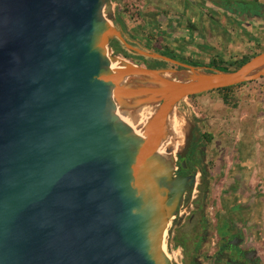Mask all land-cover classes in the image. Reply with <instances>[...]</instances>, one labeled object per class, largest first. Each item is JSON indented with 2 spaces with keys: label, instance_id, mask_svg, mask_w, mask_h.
I'll return each mask as SVG.
<instances>
[{
  "label": "water",
  "instance_id": "95a60500",
  "mask_svg": "<svg viewBox=\"0 0 264 264\" xmlns=\"http://www.w3.org/2000/svg\"><path fill=\"white\" fill-rule=\"evenodd\" d=\"M116 20L113 0H0V264H174L173 219L199 174H176L195 124L159 152L175 112L264 77V50L235 70L195 66L134 46ZM116 37L180 67L133 63Z\"/></svg>",
  "mask_w": 264,
  "mask_h": 264
},
{
  "label": "rangeland",
  "instance_id": "374dc122",
  "mask_svg": "<svg viewBox=\"0 0 264 264\" xmlns=\"http://www.w3.org/2000/svg\"><path fill=\"white\" fill-rule=\"evenodd\" d=\"M118 1L115 7L116 16L117 7L121 8V12H124L123 19L126 20L128 25L126 29L128 40L136 43L140 48L149 44L154 48L162 50L170 48L176 52V55L180 59L182 58L181 56H184L188 59L193 58L203 61L204 67L207 68H210L208 64H210L212 57L216 53H222L227 56L226 60L235 62L241 60L244 52L247 55L264 50V17L260 19L253 18L251 22L255 23V25L252 28L246 26L245 21L247 19L239 14V10L235 11L236 15L234 16L231 11L223 10L216 4L214 10L211 6H203L201 1L196 2L197 8H186L185 0H174L172 5L167 4L165 0H155V2L153 0ZM261 2L263 3L264 11V0H261ZM204 3L206 4V2ZM150 12L153 14L152 18H149ZM154 12H158L163 17V21L167 18V23H163L162 21L154 23L153 20L156 17ZM212 12L215 14V26H211L209 31L205 29L207 32H205L203 37L186 41L180 39L179 35V39L172 38L169 33L160 42L162 32H168V30L169 32L170 30L173 32L179 30L180 32L183 29L182 24L186 22L185 17L187 15H204L208 18ZM216 18L222 21L223 24H219ZM232 23H235V25ZM114 24L123 30L121 24L117 23V20ZM198 27H201V25H198ZM205 27L207 26L204 25L203 29ZM212 32L214 33L212 34ZM169 54L174 55L173 52ZM119 55L127 60H131L133 63L146 65L145 61L137 57H126L122 53ZM179 61L188 64L191 62L186 60ZM262 80L264 81V78ZM239 92L240 89L235 93L236 96H234L233 104L231 105L221 103L220 95L215 92L204 93L197 97H189L181 102L179 109L175 112V119L177 118L182 122L184 131L193 123L195 124L197 136L202 137L204 132L213 135L215 139L213 145L215 146L216 167L221 166L224 172H226L231 164L232 166L237 163L239 165L243 164L246 166L245 170L247 173L249 172L250 176L253 175L254 169H257V173L255 174L259 178L257 180H223L225 174L216 171L218 176L213 180V184H210L208 194L211 209H217V203L222 196L223 188L228 189L229 187L232 189L233 186L237 191L235 195L236 205L245 207L247 206L246 204H249L250 200H257V203L260 205L264 204V171L262 172L259 168L262 162L261 159L263 160L264 158V113L262 112L263 106H260L262 108H257L261 104L264 94H259V96L257 94L254 95L248 89L241 93ZM235 102L238 104L237 106ZM257 129H261L263 132L260 133ZM204 141L206 140L203 139ZM209 154L211 155V153ZM251 158L254 161L253 166H255L252 172H250V169L253 166L248 167L250 163L248 161ZM205 163L208 164L207 159ZM211 188H213L212 191ZM166 248L174 264H182V257L176 253L170 238L167 241Z\"/></svg>",
  "mask_w": 264,
  "mask_h": 264
},
{
  "label": "flooded vegetation",
  "instance_id": "af4514ba",
  "mask_svg": "<svg viewBox=\"0 0 264 264\" xmlns=\"http://www.w3.org/2000/svg\"><path fill=\"white\" fill-rule=\"evenodd\" d=\"M234 2L219 0L223 10L232 13L239 10L240 15H243V10L251 12L246 7L234 6ZM260 11L263 12V7ZM258 13L255 15H260ZM205 146L196 151L191 147L187 156L188 167L176 172L184 176L199 173L197 180L187 186L184 203L173 219V229L178 230V240L183 248L182 264H264L256 225H248L249 219L245 218L250 208L235 209V191L223 188L217 203L219 208L211 209L210 189L205 191L207 180H202V170L205 167L208 170ZM210 181L213 184V180ZM195 190H198L196 195Z\"/></svg>",
  "mask_w": 264,
  "mask_h": 264
},
{
  "label": "crops",
  "instance_id": "0c3cea01",
  "mask_svg": "<svg viewBox=\"0 0 264 264\" xmlns=\"http://www.w3.org/2000/svg\"><path fill=\"white\" fill-rule=\"evenodd\" d=\"M197 1H201L203 3V6L207 5L209 7L210 6L213 7L212 9H214V10H215V4L220 7L219 4L215 3V0H185L186 8H191V7L197 8V3H196ZM259 1L261 2V0H259ZM113 2H114V5L116 7V5H117V3L119 1L118 0H113ZM153 2H155V0H153ZM165 2L167 4H169V5H172L174 0H165ZM204 2H206V4ZM234 6H236L235 2H234ZM203 8L206 9L205 7H203ZM245 12H247V13H245ZM258 12H256V13H258L260 15L256 16L255 13H253V12H248V11H244L243 10V15H244L243 17H245L247 19L245 21L246 22L245 23L246 26L253 28L255 23L251 22V20L253 18L260 19V18L264 17V11L261 12L260 10H258ZM154 13H155V16H156L154 18V20H153L154 23H156L158 21H160V22L162 21L163 23L164 22L167 23V21H166L167 18L166 17H164L166 19L163 21V17L161 15H159L158 12H154ZM149 15H150L149 18L150 17L152 18L153 14H151V12L149 13ZM210 15L211 16L207 18L204 15L194 16L193 14L192 15L189 14V16L187 15L185 17V19H186L185 21L186 22H185V24H182L183 29L180 30V32H179V30H177L176 32H173L172 30H170V32H169V30H168V34L170 33L171 37L175 38V39L180 36L181 37V38L179 37L180 39L186 40V41H189V40H191L193 38H197V37H203L205 32H207V31H205V29H207L209 31L211 26H215V14L212 12V13H210ZM232 15H234V16L236 15L235 11H233ZM198 20H199V22H198ZM216 20H217V22L219 24H223V22L218 20L217 18H216ZM190 24H195L197 26V29H196L197 31L196 30H192ZM232 24L235 25V23H232ZM198 25H201V27H198ZM204 25H206L207 27H205L203 29ZM213 33L214 32H212V34ZM180 34H182V35H180ZM216 54H219L220 56H223L225 58L227 57L226 55H224L222 53H216ZM243 55H246V52H244ZM262 79L263 78L258 79V80L253 81V82H250V83L247 84L248 86L244 85V86L240 87L239 88L240 89L239 93H241L242 91L248 89L250 92L254 93V95L257 94L259 96V94H264V81ZM238 90L236 91V93L238 92ZM205 93H212V92H205ZM215 93H218V92H215ZM219 95H220V98H221V103L226 104V103H224L221 94H219ZM235 96H236V94H235ZM210 97H212V95H210ZM235 105L237 106L238 104L235 102ZM260 106H263V111L262 112L264 113V98L261 101V104H259V106L257 108L259 109ZM260 108H262V107H260ZM214 119H215V117H214ZM257 131L260 132V133L263 132L261 129H257ZM214 143H215V139L213 137V140L210 143V145L206 144V146H205L206 147V153H207V158L206 159L208 160V170H209V172L211 174V180H215V178L218 176L217 172L225 174L224 177H223V180H226V179H231V180H257V179H259L255 175L257 173V169L255 168V166H253L254 165V161L252 160V158H251V160L248 161V162H250L248 167H252L253 166V168L250 169V172L253 171L252 169H254V168L256 169V170L254 169L255 173L253 172L252 176L249 175V172L248 173L246 172V170H245L246 166H244L243 164L239 165L237 163V164H234V166H232V164H231V166H229V168L227 169L226 172H224V169L221 166L220 167H216L215 166V146L213 145ZM211 146H212V148H210ZM209 153H211V155ZM261 161L262 162H261L259 168L263 172L264 171V164H263L264 163V158H263V160L261 159ZM231 190H234L235 193L237 192L236 188L234 186L232 187ZM235 204H236V199H235ZM261 204H262V202H261ZM246 205L247 206H245V208H250V211L245 214L246 215L245 218L249 219V224L248 225H251V224H255L256 225L259 237L261 238V241H260V244H259L260 255L262 256V258L264 260V204L260 205V204L257 203V200H254V201L250 200L249 204H246ZM245 208L244 207H240L238 205H236V207H235V209H245ZM177 235H178V230L174 228L173 231L170 234V239H171V241H172V243H173V245L175 247L176 253L179 256L183 257V248L181 246L182 244L179 242Z\"/></svg>",
  "mask_w": 264,
  "mask_h": 264
},
{
  "label": "trees",
  "instance_id": "16d2710c",
  "mask_svg": "<svg viewBox=\"0 0 264 264\" xmlns=\"http://www.w3.org/2000/svg\"><path fill=\"white\" fill-rule=\"evenodd\" d=\"M215 3L219 4V0H215ZM235 3H236L237 7H240L241 9H244L246 7L245 9H247V10L249 9L253 13L258 12V10H260L263 7V4L259 0H235ZM117 9H118L117 10V23L121 24V26L123 28L124 36L128 40L129 39L127 37L128 34L126 33L127 32L126 29H127L128 25L126 23V20L123 19L124 18V16H123L124 12L123 11L121 12V8H117ZM190 26H191L192 30H196L197 29V26L195 24H190ZM167 34H168L167 31L162 32V34L160 35V42L166 37ZM128 42H130L134 46L140 48L136 43H133L130 40H128ZM111 45L113 46V49L116 52L122 53L126 57H137V58L145 61V64L147 66H150V67H180L178 65L171 64V63H169V62H167V61H165L163 59L153 58V57H148V56L137 54V53L129 50L125 46V44L117 37L112 40ZM141 49L147 50V51L154 50V52L161 53L163 55L172 57V58L177 59V60L191 61V62H189L191 65L205 66L203 61H198V60H195L193 58L192 59H188V58H185L184 56H181L182 58L180 59L176 55V52H174L170 48H166V49L162 50V49L154 48V47H152L149 44V45H146L145 47H142ZM170 52H173L174 55L169 54ZM258 53H260V52H254L252 54L244 55L241 58V60H237L235 62L226 60L225 57L220 56L219 54H215L212 57L210 64H208V67H210V69L235 70V69L240 68L243 64H245L247 61H249L252 57H254ZM248 83H250V82H245V83L237 84V85H234V86H229V87H225V88L215 89V90L208 91V92H218L219 94H221L224 103H226L227 105H231V104H233V99H234L236 91L240 87H242L244 85H247ZM202 94L203 93L198 94V95H193V96H190V97H197V96L202 95ZM203 139H205L206 141L203 142ZM212 140H213V135L211 133H207V132H204L202 134V137H200V136L194 137V141H193V144H192L193 151H196L201 146H205L206 144H210L212 142ZM202 180H207L206 181V185H205L206 186L205 187V191H207L208 189H210V184H211V181H210L211 180V174L207 170V167H205L202 170Z\"/></svg>",
  "mask_w": 264,
  "mask_h": 264
},
{
  "label": "bare ground",
  "instance_id": "6f19581e",
  "mask_svg": "<svg viewBox=\"0 0 264 264\" xmlns=\"http://www.w3.org/2000/svg\"><path fill=\"white\" fill-rule=\"evenodd\" d=\"M131 61V60H129ZM112 66L113 68H118L120 67V62L119 61H114L112 62ZM120 116L133 128L135 129L139 134L141 133L140 129L137 128V124L135 121V116L132 115H124L122 113H120ZM146 115L144 113H139V118L142 121L143 118H145ZM185 123V122H183ZM182 122L179 119H174L172 121L171 124V135L167 137L166 140L163 141V143L161 144V147L159 149V152L164 155V156H170V155H174L177 149L178 143L175 140L182 132Z\"/></svg>",
  "mask_w": 264,
  "mask_h": 264
},
{
  "label": "built area",
  "instance_id": "2783aa9c",
  "mask_svg": "<svg viewBox=\"0 0 264 264\" xmlns=\"http://www.w3.org/2000/svg\"><path fill=\"white\" fill-rule=\"evenodd\" d=\"M195 191H196V192H195V195H196L198 190H195Z\"/></svg>",
  "mask_w": 264,
  "mask_h": 264
}]
</instances>
